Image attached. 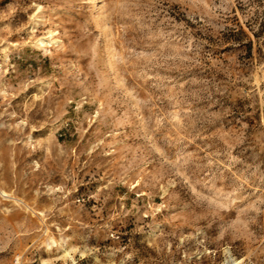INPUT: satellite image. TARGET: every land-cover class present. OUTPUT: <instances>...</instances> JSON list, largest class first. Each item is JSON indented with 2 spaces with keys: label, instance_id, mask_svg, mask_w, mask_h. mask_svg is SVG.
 Wrapping results in <instances>:
<instances>
[{
  "label": "rangeland",
  "instance_id": "1",
  "mask_svg": "<svg viewBox=\"0 0 264 264\" xmlns=\"http://www.w3.org/2000/svg\"><path fill=\"white\" fill-rule=\"evenodd\" d=\"M0 264H264V0H0Z\"/></svg>",
  "mask_w": 264,
  "mask_h": 264
},
{
  "label": "bare ground",
  "instance_id": "2",
  "mask_svg": "<svg viewBox=\"0 0 264 264\" xmlns=\"http://www.w3.org/2000/svg\"><path fill=\"white\" fill-rule=\"evenodd\" d=\"M90 1H91V0H90ZM47 38H53V35L50 34L48 37L39 38V39H38V43L40 44V46H43V45H44V43L47 41V40H46ZM55 42H56V40H54L53 43H55Z\"/></svg>",
  "mask_w": 264,
  "mask_h": 264
}]
</instances>
